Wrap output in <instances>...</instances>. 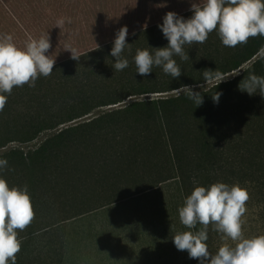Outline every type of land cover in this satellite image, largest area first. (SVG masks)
<instances>
[{"label":"trees","instance_id":"1","mask_svg":"<svg viewBox=\"0 0 264 264\" xmlns=\"http://www.w3.org/2000/svg\"><path fill=\"white\" fill-rule=\"evenodd\" d=\"M6 1L20 20L25 11L14 6L23 0ZM76 1L79 0H56L55 3H62V7L69 5L81 24L84 20L82 25L97 16H107L109 22L116 18L117 11L111 6L108 9L110 4L103 5L107 0H90L94 1L89 2L91 9L85 5L74 7ZM111 1L112 5L116 0ZM135 1L130 0L129 6ZM196 2L191 0L189 5ZM98 7L102 10L94 12ZM46 10L50 12L49 6ZM178 16L188 19L192 12ZM162 23L127 36L126 43L131 46L122 55L129 64L123 71L114 72L115 58L110 55L112 40L78 53L79 60H73L70 55L56 62L53 73L47 78L39 77L35 87H15L7 96V103L0 111V132L4 130L3 137L6 134L9 137L4 140L0 136V148L11 142L32 143L45 133L40 142L32 143L26 154L20 150L4 154L11 155L12 159L0 178L6 180L10 189L27 186L35 212L26 228L28 231L19 237L22 243L16 264L92 262L94 251H99L97 244H93L98 230L104 226V232L110 236L114 229L108 210L103 209L135 199L119 190L104 194L106 201L98 204L94 192L85 194L79 190L81 184L88 185L94 179L90 175H102L105 181L113 178L107 175H160L151 182V190H163L161 185L166 181L177 184L171 197H156L151 201L152 196L148 200L146 194L138 198L144 201L143 210L134 219L139 228L146 230L143 235L147 241L149 235L173 243L177 232L188 231L180 224L179 207L195 187L207 188L217 182L229 186L238 184L248 191L246 214L252 229L264 235V97L258 90L250 96L239 88L249 74L264 77V59L258 55L264 48V38H250L247 44L227 48L213 31L204 44L184 46L189 60L173 57L182 72L178 79L156 66L150 75L141 77L136 73L134 56L137 49L154 53L155 49L167 46L168 41L158 27ZM216 69L223 77L239 69L241 72L230 79L215 81L207 88L200 87L205 83L203 71ZM182 86H191L193 91L201 93L203 102L199 107L185 95L175 93L165 98L132 100L84 122L63 126L96 108L116 105L132 96L174 91ZM215 93L222 94L218 103L212 99ZM26 98L29 101H23ZM102 217L106 221L99 228L97 225L77 228V222L97 223ZM198 230L199 226L192 229ZM219 236L210 225L206 244L213 255L219 248ZM109 238L106 236L104 247L111 254L123 251L125 246ZM85 244L89 247H85L87 254L82 255ZM182 253L181 257L176 253L165 262L154 258L151 264H200L199 260L189 259L187 251ZM104 258H101L103 264ZM118 258L127 262L123 257Z\"/></svg>","mask_w":264,"mask_h":264},{"label":"clouds","instance_id":"2","mask_svg":"<svg viewBox=\"0 0 264 264\" xmlns=\"http://www.w3.org/2000/svg\"><path fill=\"white\" fill-rule=\"evenodd\" d=\"M190 11L192 16L188 19L175 12L166 13L162 25L158 27L168 44L155 49L154 53L137 49L134 56L137 74L146 77L156 66L161 67L164 74L178 79L182 72L173 57L189 60L184 46L204 44L213 31L227 48L247 44L250 38H264V0H199L192 3ZM67 22L71 23V20ZM64 24L65 19L61 18L57 21V28ZM127 36L126 26L116 33L110 53L115 58L114 72L128 67L129 61L122 55L125 48L130 49L131 46L126 43ZM50 48L48 35L38 39L29 37L23 48L15 45L11 35L0 36V111H3L7 96L15 87H35L39 77L47 78L53 73L55 60L45 55ZM66 51L71 53L73 60H79L77 49L69 45ZM258 55L264 59V48L259 50ZM203 80L209 85L224 79L216 69L204 70ZM239 88L250 96L258 90L259 95L264 97V77L249 74L241 81ZM174 91L178 95H185L197 107L203 102L201 93L193 91L191 86H182ZM220 95L215 93L212 96L214 102L218 103ZM7 166V160L0 159V170L7 169ZM249 199L248 191L238 184L229 186L217 182L207 188L195 187L178 209L180 224L189 230L173 236L175 248L187 251L189 259L199 260L200 264H264V235L245 238L242 231V217L247 211ZM34 217L27 186L10 189L6 180L0 178V264H16L22 243L18 231L23 232L30 226ZM210 225L225 241L214 255L206 244ZM197 226L199 230L192 231ZM227 241L233 242L234 246Z\"/></svg>","mask_w":264,"mask_h":264},{"label":"rangeland","instance_id":"3","mask_svg":"<svg viewBox=\"0 0 264 264\" xmlns=\"http://www.w3.org/2000/svg\"><path fill=\"white\" fill-rule=\"evenodd\" d=\"M192 1H197L196 3L199 2V0ZM55 2L56 0H23L22 4H15L14 6V8L18 10L23 9L25 11L22 14V18L19 20L17 17V13L15 11L12 12L11 5H8L6 0H0V36L6 34L11 35L13 37V42L15 43V45L18 48H23L25 42L29 37L38 39L42 35L47 36V34H51L50 36H48L51 48L48 51L49 54L45 53V55L51 56V59L55 60L56 63L71 55L70 52L66 51L67 46L69 45L72 48L77 49L78 53L88 51L95 47H99L108 41L115 40L116 33L122 27H127L129 35L145 27L163 21V17L168 12H175L177 15H180L189 12L191 8V5H189L191 0H136L131 6H129L130 0H126V2L125 0H119L118 2L116 0L115 2L113 1L112 4L115 5L114 7L111 5L112 1L107 0L104 1L103 5L105 6V4H110L107 8L109 9V7L111 6L110 8H114L117 11L115 13L116 18H113L111 22H109L106 20L107 16L103 18H99L97 16V18H92V20H88L85 25H82L84 24V20H82L81 24L79 18H77L75 14L76 12L70 9L69 5L62 7V3L58 4ZM89 2L94 1L79 0L73 3V5L74 7L76 5H85L84 7H86V9H91ZM201 2H203V0H201ZM121 3H125L128 6L120 5ZM48 6L50 8V12L46 10ZM79 9L82 10V8ZM86 9L83 8V10ZM101 10L102 9L98 7L94 9V12H99ZM29 11H31V14L28 13ZM40 11H42V14H39ZM80 17L84 19V16L80 15ZM61 18L65 19V24L59 29L57 28V21ZM68 19L71 20V23L67 22ZM69 33H72L74 36L69 35ZM104 36L109 38H105ZM248 64L243 65L242 68L246 67ZM241 70L239 69L238 71H235L233 73H228L224 76L225 78L223 77V79H230L234 75L239 74ZM213 83L209 85L203 83L201 85L203 86L202 88H207ZM175 93V91H170L164 93H148L138 96H132L123 101L122 106L132 100L165 98L171 95H175ZM27 100L28 98L23 101ZM118 104H116V107H114L115 105H111L96 108L88 115L78 118L75 121L69 122L63 126L66 127L75 123L84 122L101 114V112H108L112 109L118 108ZM3 134L4 130H1L0 136L3 137ZM44 134L45 133L41 134L38 139L34 140L33 142H40ZM8 137L9 136L6 134L3 138H5L4 140H6L8 139ZM32 143L20 144L19 142H11L7 143L5 147L0 148L1 159L7 160L8 162L7 169L11 165L12 156L4 154L11 152V150H20L24 154H26L29 149L32 148ZM5 170L6 169L0 170V175H5ZM90 176L94 177V179H91L88 185L85 184L83 186V184H81L79 186V190L80 192L85 194L94 192L96 194L95 200L98 201V204H103L106 201L104 194L114 193V191L119 190L125 191V196L133 195L132 197H134L135 200L130 198L126 201L112 204V206H108L103 209L108 210L107 214H109L113 220L114 229H112L113 232H111L110 236L107 232H104V226L98 230L97 240L95 239L93 241V244H97V247H99V251H94L92 255V262H89L87 264H103V262H101V258L104 257H106L104 258L105 264H111L113 262H115L116 264H151V260L154 258H160L161 260H163V262H165L166 260L169 261V259L176 253H179V257L183 255L182 252L173 247L174 243H167L165 239H159L157 236L147 235L146 237L149 239V241L145 240L144 232H146V230H142V228H139L137 226V221L134 219L135 214L137 212L141 213L143 210V205L141 203H144V201L140 200V202L138 198L146 196V194L147 196L145 199H148L147 197L152 196L150 199L151 201H153L156 197H171L175 191V187L177 186L176 183H174L173 181H166L167 183L163 182L161 185L163 190H157L155 188L151 190V182H154V180L160 175H107L113 177L111 181H105L102 175ZM147 188H150V190H148ZM77 206H79V204H77ZM246 213L242 217V231L244 237L253 238L259 236V232L252 229L249 222L250 217ZM103 216H105V213ZM105 221V217H102L97 221V223L95 221L93 223L80 221L76 224L77 228L79 229L95 228V225H97V227L99 228L100 224L102 225L103 223H105ZM122 227L125 230H120L119 233L118 231ZM67 228L69 229V226H67ZM126 229L128 230L126 231ZM26 231L28 230L26 229L24 230V232H18V238L24 235L21 233H26ZM106 236L108 238L110 237L109 240H111L112 242L119 243L122 245V247L125 246L123 251L116 250V253L118 255L116 253L115 255L111 254L112 251L104 247V243L107 240ZM31 237L32 235L30 237H25V239H30ZM219 238L220 247L225 243V241L221 239V234ZM227 243H229L231 246H234L233 242L231 241H227ZM85 247H89V245L85 244L83 246V249L81 250L82 255L87 254V249ZM165 248L169 249L165 252ZM218 249L219 248H216L213 252L216 254ZM109 256L123 257L125 260H127V262H124L118 257L108 258ZM154 264H156V262H154Z\"/></svg>","mask_w":264,"mask_h":264},{"label":"water","instance_id":"4","mask_svg":"<svg viewBox=\"0 0 264 264\" xmlns=\"http://www.w3.org/2000/svg\"><path fill=\"white\" fill-rule=\"evenodd\" d=\"M122 104H123V103L121 102V104L119 103V104H118V106H119V107H121V106H122ZM116 106H117V105H115L114 107H116ZM119 107H118V108H119Z\"/></svg>","mask_w":264,"mask_h":264}]
</instances>
